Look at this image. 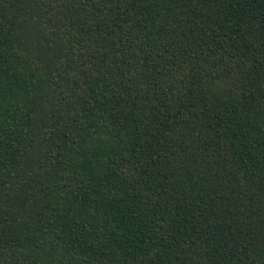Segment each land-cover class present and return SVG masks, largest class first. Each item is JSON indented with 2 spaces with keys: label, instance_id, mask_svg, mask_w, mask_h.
I'll list each match as a JSON object with an SVG mask.
<instances>
[{
  "label": "trees",
  "instance_id": "1",
  "mask_svg": "<svg viewBox=\"0 0 264 264\" xmlns=\"http://www.w3.org/2000/svg\"><path fill=\"white\" fill-rule=\"evenodd\" d=\"M0 264H264V0H0Z\"/></svg>",
  "mask_w": 264,
  "mask_h": 264
}]
</instances>
